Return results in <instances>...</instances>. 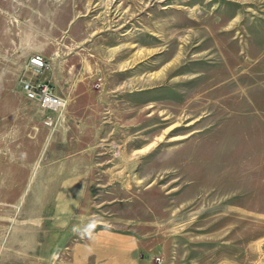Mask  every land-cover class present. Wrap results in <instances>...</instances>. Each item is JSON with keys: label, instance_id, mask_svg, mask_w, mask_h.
I'll use <instances>...</instances> for the list:
<instances>
[{"label": "rangeland", "instance_id": "obj_1", "mask_svg": "<svg viewBox=\"0 0 264 264\" xmlns=\"http://www.w3.org/2000/svg\"><path fill=\"white\" fill-rule=\"evenodd\" d=\"M32 1L0 0V264H264V0Z\"/></svg>", "mask_w": 264, "mask_h": 264}, {"label": "built area", "instance_id": "obj_2", "mask_svg": "<svg viewBox=\"0 0 264 264\" xmlns=\"http://www.w3.org/2000/svg\"><path fill=\"white\" fill-rule=\"evenodd\" d=\"M32 64L37 68H42L44 66V60L40 56H35L32 59ZM24 91L26 92L28 98L33 101H36L38 106L44 110H53L59 105V100L55 95H53L49 87H43L40 90L34 88L31 84H25L23 86Z\"/></svg>", "mask_w": 264, "mask_h": 264}, {"label": "bare ground", "instance_id": "obj_3", "mask_svg": "<svg viewBox=\"0 0 264 264\" xmlns=\"http://www.w3.org/2000/svg\"><path fill=\"white\" fill-rule=\"evenodd\" d=\"M39 1V0H38ZM30 2V1H29ZM32 2H34V3H36L37 2V0H33ZM41 2V1H40ZM36 5V4H35ZM34 5V6H35ZM22 6V5H21ZM39 6H40V4H39ZM23 10V9H22ZM24 11H27V12H29V13H32V15H33V13H35V11H34V9L32 8V7H25V9H24ZM23 11V12H24ZM27 14V13H26ZM30 15V14H29ZM60 19V18H59ZM113 20V19H112ZM110 22V21H109ZM116 23V25H113V24H115ZM110 26H117V21H111L110 22V24H109Z\"/></svg>", "mask_w": 264, "mask_h": 264}, {"label": "clouds", "instance_id": "obj_4", "mask_svg": "<svg viewBox=\"0 0 264 264\" xmlns=\"http://www.w3.org/2000/svg\"><path fill=\"white\" fill-rule=\"evenodd\" d=\"M92 227H93V223H89L84 229L80 230V234L81 235H90Z\"/></svg>", "mask_w": 264, "mask_h": 264}]
</instances>
